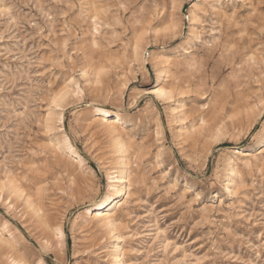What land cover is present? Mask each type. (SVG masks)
Masks as SVG:
<instances>
[{
  "label": "rangeland",
  "instance_id": "374dc122",
  "mask_svg": "<svg viewBox=\"0 0 264 264\" xmlns=\"http://www.w3.org/2000/svg\"><path fill=\"white\" fill-rule=\"evenodd\" d=\"M263 146L264 0H0V264H264Z\"/></svg>",
  "mask_w": 264,
  "mask_h": 264
},
{
  "label": "bare ground",
  "instance_id": "6f19581e",
  "mask_svg": "<svg viewBox=\"0 0 264 264\" xmlns=\"http://www.w3.org/2000/svg\"><path fill=\"white\" fill-rule=\"evenodd\" d=\"M168 61V60H167ZM161 88V87H160ZM145 92V91H144ZM153 92V91H152ZM151 92V93H152ZM146 93H149V91H147ZM158 94H160V93H158ZM157 95V94H156ZM103 113H106L107 114V112L106 111H103ZM97 119H99V117L97 118ZM96 119V120H97ZM100 119H102V120H104L102 117H100ZM101 121V120H100ZM105 121H106V124H107V126L109 127V129H110V132H113V130H114V128H116V127H122V125L125 123V121H124V119L119 115V114H114L113 113V115L112 116H110L109 115V117H107V119H105ZM113 134H115L114 132H113ZM117 135V134H116ZM115 137V136H114ZM118 137V136H117ZM119 139H121V138H119ZM68 144V143H67ZM122 144V143H121ZM125 145V144H124ZM123 146V145H122ZM126 146V145H125ZM123 149H124V147H123ZM76 151V150H75ZM236 151H238V150H236ZM125 152H126V150H125ZM252 152H250V151H248V150H244V151H241V152H239V154H240V156L241 157H243L242 159H243V161H247V160H249L250 159V157H253V153L251 154ZM263 154H264V146L262 147V148H258V152L256 153V155L258 156V155H261V156H263ZM260 156V157H261ZM123 157V156H122ZM83 158V157H82ZM251 161V160H250ZM80 163V162H79ZM124 164V163H123ZM117 165V164H116ZM118 166H119V164H118ZM122 166V165H121ZM235 167V166H234ZM115 168V167H114ZM118 168V167H117ZM123 168V167H122ZM114 171V170H113ZM112 171V172H113ZM117 173L119 172V175L117 174L116 176L114 175V176H112V177H117V180L120 182V183H128L129 182V179H128V175H127V173H126V171L125 170H123V169H121V170H118V171H116ZM231 173H235V174H238L237 173V171H236V169H234L233 168V170H232V172ZM236 176V175H235ZM118 181H115V182H118ZM114 182V181H113ZM232 182V181H231ZM227 184V183H226ZM232 184V183H231ZM117 185V184H116ZM112 186V185H111ZM127 186V185H126ZM227 186V185H226ZM124 188V187H123ZM227 190H230V189H227ZM231 191V190H230ZM117 194V193H116ZM121 194H122V192H121ZM119 195V194H118ZM125 196V195H124ZM129 197H130V195H129ZM126 198H127V196H126ZM114 200V199H113ZM105 201H106V199H103V200H101L97 205H99L100 207L102 206V208H97V209H95L94 211H92V215H91V217H92V219L94 218V219H96L97 221H98V223L99 222H101V223H103L104 224V226H107V227H109V226H113L114 225V220L116 219V213H118L117 211L119 210V209H121L122 208V206L127 202L126 201V199H123V198H119V199H116L114 202H113V204H112V206L108 209V208H106V205H104L105 204ZM109 203V202H108ZM128 203V202H127ZM111 205V204H110ZM118 216V215H117ZM91 219V220H92ZM102 224V225H103ZM115 226H116V224L114 225V228H115ZM59 228V227H58ZM107 229V228H106ZM109 229H111V228H109ZM111 230H113V227H112V229ZM109 231V230H108ZM58 233H59V235L60 236H62V231L59 229V231H58ZM61 238V237H60ZM60 240V239H59Z\"/></svg>",
  "mask_w": 264,
  "mask_h": 264
},
{
  "label": "snow or ice",
  "instance_id": "6c2138e0",
  "mask_svg": "<svg viewBox=\"0 0 264 264\" xmlns=\"http://www.w3.org/2000/svg\"><path fill=\"white\" fill-rule=\"evenodd\" d=\"M233 16H235V13H233ZM232 23V20L231 19H229V24H231Z\"/></svg>",
  "mask_w": 264,
  "mask_h": 264
}]
</instances>
